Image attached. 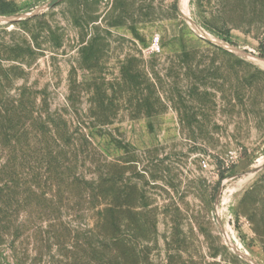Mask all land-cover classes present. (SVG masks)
<instances>
[{
	"label": "rangeland",
	"instance_id": "374dc122",
	"mask_svg": "<svg viewBox=\"0 0 264 264\" xmlns=\"http://www.w3.org/2000/svg\"><path fill=\"white\" fill-rule=\"evenodd\" d=\"M50 1L0 0V164L56 129L137 264H264V0ZM68 189L2 218L0 264L70 261L93 217Z\"/></svg>",
	"mask_w": 264,
	"mask_h": 264
},
{
	"label": "trees",
	"instance_id": "16d2710c",
	"mask_svg": "<svg viewBox=\"0 0 264 264\" xmlns=\"http://www.w3.org/2000/svg\"><path fill=\"white\" fill-rule=\"evenodd\" d=\"M14 12V8L4 2L0 3V14ZM262 53L264 55V48ZM33 124L37 125L36 130L45 128L50 132L47 126L49 123L45 126V121ZM13 129L15 135L19 133L27 136V128L22 133L17 128ZM51 135L45 136V141L33 145L22 143L18 136L6 144L10 154L0 164V236L1 224L5 225L2 218L12 216L11 212L15 214L24 208L42 213L57 212L66 195L71 194L68 188L73 186L76 188L75 197L78 202H85L92 211L93 225L90 229L76 231L72 237L73 244H70L74 252H71L67 264H137L135 247L119 232L123 212L121 205L112 208L105 202L108 192L103 184L106 180L100 178L98 181H87L82 176L73 175L68 182V175L63 171L62 154L65 153L55 149L56 140L53 139L59 133L55 129ZM62 230L66 231V228ZM63 237L62 243H56L60 249L66 235Z\"/></svg>",
	"mask_w": 264,
	"mask_h": 264
},
{
	"label": "bare ground",
	"instance_id": "6f19581e",
	"mask_svg": "<svg viewBox=\"0 0 264 264\" xmlns=\"http://www.w3.org/2000/svg\"><path fill=\"white\" fill-rule=\"evenodd\" d=\"M187 1L188 0H179V6H180V9L183 11V12H186L187 11ZM198 28V27H197ZM212 37V36H211Z\"/></svg>",
	"mask_w": 264,
	"mask_h": 264
},
{
	"label": "water",
	"instance_id": "95a60500",
	"mask_svg": "<svg viewBox=\"0 0 264 264\" xmlns=\"http://www.w3.org/2000/svg\"><path fill=\"white\" fill-rule=\"evenodd\" d=\"M57 1H59V0H51L49 3H48V7H51V6H53ZM35 14V12L33 11V12H31L30 13V15H34ZM17 20H21L22 19V17L21 16H19V17H17L16 18ZM227 48H229V47H227Z\"/></svg>",
	"mask_w": 264,
	"mask_h": 264
},
{
	"label": "built area",
	"instance_id": "2783aa9c",
	"mask_svg": "<svg viewBox=\"0 0 264 264\" xmlns=\"http://www.w3.org/2000/svg\"><path fill=\"white\" fill-rule=\"evenodd\" d=\"M205 166V164H203Z\"/></svg>",
	"mask_w": 264,
	"mask_h": 264
}]
</instances>
